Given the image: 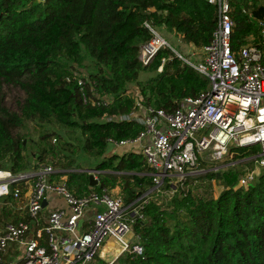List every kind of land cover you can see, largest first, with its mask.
<instances>
[{
	"label": "trees",
	"instance_id": "1",
	"mask_svg": "<svg viewBox=\"0 0 264 264\" xmlns=\"http://www.w3.org/2000/svg\"><path fill=\"white\" fill-rule=\"evenodd\" d=\"M262 1L231 0L234 51L250 38L264 51ZM217 21V8L206 0H0V170H28L49 157L55 167L72 169L73 158L52 144L55 133L41 136L37 163L25 155L28 141L15 135L25 122L56 124L79 131L83 149L100 159L102 188H119L126 205L137 203L155 186L144 155L108 152L111 141H131L144 130L135 120L120 121L139 110L130 87H139L143 107L168 113L209 88L208 79L169 48L144 66L141 47L154 37L152 28L202 50ZM88 59L94 68L83 78ZM142 72L155 75L141 83ZM12 86L26 94L20 114L5 106V89ZM67 174L76 196L91 192L87 173ZM244 174L235 166L185 177L180 185L166 179L162 190L172 195L150 199L133 224L142 254L124 253L112 264H264V167L247 185L240 183ZM212 182L222 187L217 197ZM12 219L3 208L0 224Z\"/></svg>",
	"mask_w": 264,
	"mask_h": 264
},
{
	"label": "built area",
	"instance_id": "2",
	"mask_svg": "<svg viewBox=\"0 0 264 264\" xmlns=\"http://www.w3.org/2000/svg\"><path fill=\"white\" fill-rule=\"evenodd\" d=\"M206 1L217 8L218 21L211 43L203 48L202 62L192 63L149 25L154 37L141 47L139 59L148 66L162 49L169 48L206 77L209 88L196 98L185 99L170 113L137 103L139 110L122 116L120 121L135 120L144 126L143 132L131 141H111L116 147L142 145L154 188L137 203L126 205L121 196L101 187L99 171L83 172L93 174L98 185L89 194L78 197L69 189L68 179L62 178L72 170H63L48 162L20 172L0 170V199H5L0 211L7 207L17 216L0 224V264H98L99 260L106 261L110 253L114 257L112 264L124 253L141 255L143 248L136 234L137 242L130 240L133 224L136 217L142 218L143 205L153 194L161 192L166 179L183 180L204 172L213 163L232 161L239 149L257 148L250 162L257 161L261 168L256 169L261 172L264 167V51L253 43L234 51L231 0ZM165 62L166 59L159 72ZM79 84L83 85V81ZM108 103V100L96 101L98 105ZM259 175L253 169L245 171L240 183L247 185ZM52 195L62 197L66 209L46 211L51 206L49 196ZM91 210L94 214L90 216ZM111 241L118 253H104Z\"/></svg>",
	"mask_w": 264,
	"mask_h": 264
},
{
	"label": "rangeland",
	"instance_id": "3",
	"mask_svg": "<svg viewBox=\"0 0 264 264\" xmlns=\"http://www.w3.org/2000/svg\"><path fill=\"white\" fill-rule=\"evenodd\" d=\"M260 4L264 5V0ZM160 34L169 41V43L172 45V47L177 52L181 53L185 58L189 59L192 63L197 64L203 60L204 58L203 51L192 45H188L176 33H170L167 30L163 29L160 31ZM248 42L252 43L253 38H250ZM93 68L94 67H93L92 61L89 59L86 60L85 67L82 69L81 76L83 78H87L88 74L93 70ZM154 75L155 73H152V72H142L140 74L139 81L141 83H145ZM129 94L134 96L138 103H141L140 102L141 100L139 97L140 91L137 85H132L130 87ZM25 98H26V94L20 87L12 86V87H7L5 89V106L13 113H17V114L21 113L20 106L23 103ZM45 133H50V134L55 133V135L51 139L52 144L55 147L62 149V151L64 150V155L71 156L73 158L74 164H73V168L70 170L77 172V173H83V172H88V171H93V170L97 171L96 166H97V163L100 161V159L94 157L92 154L86 152L83 149L84 137L81 135L79 131L67 129L60 125H56V124L49 125L46 123L25 122L24 125L20 129L15 131V135L23 137L28 141V146H27L25 155L33 163L38 162L37 161L38 147L40 144L43 143L41 141V136ZM114 147L115 146L110 145L108 152L110 154L117 152L118 154L122 155L127 151L139 150L140 144H128L126 146H121L118 148H114ZM246 150L245 151L238 150L239 152L238 155L232 161L230 160L231 162L224 161V162L213 163L210 166L208 165L204 172H200L195 175L202 176V175H205L208 172V170L213 169L214 171L216 170V168L227 170L228 168H230L229 166L240 167L244 171H250L251 169H253L255 172L260 173V170L258 171V169H256V168H261L259 166V163L257 161L250 162L251 161L250 157H252L254 151L253 150L246 151ZM50 160H51V157L47 159V162L51 164ZM65 161L66 159L64 160V162ZM62 176H63L62 177L63 179H69L68 174H64ZM100 179H101V175H100ZM182 181L183 180H180L176 177L172 180L174 185H180ZM100 184H101V181H100ZM99 188L100 186L97 187V189ZM212 189H213L215 197H217L222 191V187H220L218 183L216 182H212ZM171 195H172L171 192H166L162 190L160 193L153 194V196L150 199L159 200V201L168 200ZM49 200L51 201V206L46 211H51L53 209H59L61 207L66 209L67 207L63 198L60 196H57V195L49 196ZM4 202H5V199H0V204H3ZM6 210L10 211V209L7 207H6ZM130 240L132 243L137 242L134 232H132L130 236ZM113 244L115 245L114 242H111L109 243V246L111 247ZM109 250L114 251V250H118V248L114 247L113 250H111V248H105L104 253H106ZM113 260H114V257L112 256V254L111 253L108 254L106 261L112 262Z\"/></svg>",
	"mask_w": 264,
	"mask_h": 264
},
{
	"label": "crops",
	"instance_id": "4",
	"mask_svg": "<svg viewBox=\"0 0 264 264\" xmlns=\"http://www.w3.org/2000/svg\"><path fill=\"white\" fill-rule=\"evenodd\" d=\"M202 51H203V49H202ZM203 53H204V51H203ZM205 55V54H204ZM205 57V56H204ZM203 60H204V58H203ZM202 60V61H203ZM201 61V62H202ZM114 148H118V147H114ZM117 150V149H116ZM128 152H141L142 153V145L140 144V148H139V150H131V151H127V152H125V153H128ZM117 153V152H116ZM112 154H114V153H112ZM95 188V187H94ZM93 188V189H94ZM92 189V190H93ZM91 190V191H92ZM110 192H112V194H114V195H116V196H120V189L119 188H117V189H114V190H110ZM0 214H1V212H0ZM94 214V210H91V211H89V215L91 216V215H93ZM13 216V215H12ZM13 219H17V216H13ZM12 219V220H13ZM8 221H11V220H8ZM16 221V220H15Z\"/></svg>",
	"mask_w": 264,
	"mask_h": 264
},
{
	"label": "water",
	"instance_id": "5",
	"mask_svg": "<svg viewBox=\"0 0 264 264\" xmlns=\"http://www.w3.org/2000/svg\"><path fill=\"white\" fill-rule=\"evenodd\" d=\"M89 179H90V190H92L94 187H96L98 185V180L94 177L93 174H89ZM43 206L46 207L47 206V202L45 201L43 203Z\"/></svg>",
	"mask_w": 264,
	"mask_h": 264
},
{
	"label": "bare ground",
	"instance_id": "6",
	"mask_svg": "<svg viewBox=\"0 0 264 264\" xmlns=\"http://www.w3.org/2000/svg\"><path fill=\"white\" fill-rule=\"evenodd\" d=\"M111 242H113V241H111ZM110 242V243H111ZM111 245V244H110ZM114 247H116V245H112L111 247L109 246V244L107 245V247L106 248H111V250H113L114 249ZM110 251V250H109ZM116 253H118L119 252V250H114ZM109 261V260H108Z\"/></svg>",
	"mask_w": 264,
	"mask_h": 264
}]
</instances>
